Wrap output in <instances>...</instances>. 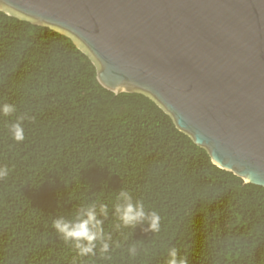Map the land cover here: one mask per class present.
Masks as SVG:
<instances>
[{
    "label": "trees",
    "instance_id": "trees-1",
    "mask_svg": "<svg viewBox=\"0 0 264 264\" xmlns=\"http://www.w3.org/2000/svg\"><path fill=\"white\" fill-rule=\"evenodd\" d=\"M3 103L17 111L0 115V264H73L52 219L97 199L111 210L121 188L159 212L161 231L124 229L111 260L78 264H166L173 246L189 264H264V188L216 166L148 95L104 90L70 37L0 11ZM25 113L17 143L7 125Z\"/></svg>",
    "mask_w": 264,
    "mask_h": 264
},
{
    "label": "water",
    "instance_id": "water-1",
    "mask_svg": "<svg viewBox=\"0 0 264 264\" xmlns=\"http://www.w3.org/2000/svg\"><path fill=\"white\" fill-rule=\"evenodd\" d=\"M67 35L106 91L151 97L213 163L264 188V0H0Z\"/></svg>",
    "mask_w": 264,
    "mask_h": 264
},
{
    "label": "clouds",
    "instance_id": "clouds-1",
    "mask_svg": "<svg viewBox=\"0 0 264 264\" xmlns=\"http://www.w3.org/2000/svg\"><path fill=\"white\" fill-rule=\"evenodd\" d=\"M14 104H0V115L4 117L16 113ZM32 121L34 117L27 113L19 115L15 122L7 125L11 138L17 142L25 140L23 122ZM10 174L7 165L0 166V181L6 180ZM113 220L111 230L106 231L105 222ZM146 225V227H145ZM141 228L144 233L156 234L161 231V216L158 211L148 209L141 199H134L133 194L121 188L115 195V202L109 205L102 200H94L80 204L75 208L70 217L59 215L52 219L51 227L58 238L69 246L75 253L73 264L84 258H99L111 260V252L121 248V242L114 239V233L124 235V229ZM126 239V237H125ZM128 255L135 258L139 255L138 244L133 243L127 248ZM166 264H189L188 258L181 255L175 246L168 248Z\"/></svg>",
    "mask_w": 264,
    "mask_h": 264
}]
</instances>
